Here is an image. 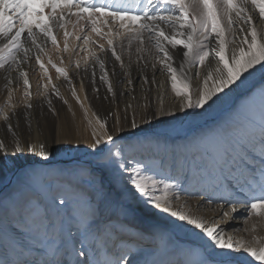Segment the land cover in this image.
Returning <instances> with one entry per match:
<instances>
[{
    "label": "snow or ice",
    "instance_id": "6c2138e0",
    "mask_svg": "<svg viewBox=\"0 0 264 264\" xmlns=\"http://www.w3.org/2000/svg\"><path fill=\"white\" fill-rule=\"evenodd\" d=\"M73 18L74 30L69 32L67 24ZM60 30L64 37L62 51H70V37L82 41L71 45L72 54L77 50L86 53L83 70L88 72L92 68L93 79L94 66H99V80L113 100L116 91L105 58L110 54L124 69L119 53L125 42L131 45L135 41L138 54L147 51L152 56L153 76L140 75L135 81L128 77L121 83L132 85L133 91L139 84L141 90L150 93L151 88L145 85L163 87L155 80L157 73L170 82L172 93L179 99L178 106L165 110L162 104L157 107L146 102L141 122L134 118L128 121V136L133 138L127 141L128 145L158 148L159 138L144 135L142 125L151 126L164 118L177 119L178 113L189 116L206 112L222 98L221 94L228 96L243 85L248 78L245 74H252L250 70L264 72V0H0V69L19 73L26 97L30 82L27 72L21 70L22 65L34 59L47 76L48 69L41 57L46 55L49 43L59 50ZM178 52L182 53V60L177 65ZM144 59L146 67L147 58ZM48 64L71 83L64 67H58L50 59ZM75 67L81 68L80 61ZM144 67L138 70L143 72ZM193 80L199 81L195 88ZM44 88L47 90L48 84ZM52 91H57L55 85ZM120 95L132 97V93L124 91ZM256 96L261 100V125L259 133L252 135L249 131L252 120L245 121L244 116L251 115L247 101ZM31 107L26 104V109ZM3 120L9 121L7 112ZM11 127L9 124V130ZM114 128L112 131L105 123H99V130L87 145L96 159L91 162L71 159L65 169L47 167L51 153L44 144L37 148L16 141L10 153L6 143L0 141V161L25 152L40 157V166L21 172L27 186L52 192L59 177H69L67 189L51 195L47 201L0 195V264H131L128 252L104 254L110 237L116 234L115 229L109 231L113 217H106L103 207L107 202L105 174L109 173L113 185L134 186L137 206L158 210L179 221L178 227L193 235L200 234L202 243L196 246L199 249L196 258L185 261L178 255L174 264H264V237L253 235L246 239L235 229L229 234L215 218L206 220L174 204L185 193L170 196L175 185L145 174L154 161L126 157L125 144L117 143L124 140L121 134L126 131L119 118ZM181 147L203 157L194 163V170L201 179L211 181L213 191L220 194L218 199L206 198V203L217 205L221 220L235 221L233 214L239 209L245 213V223L249 216L264 220V86L258 89V94L249 93L246 102L226 120L193 137L188 145H172L170 157H175ZM113 148L118 150L114 153ZM160 185L162 194H156ZM237 187L246 198L233 197L234 202H230L223 193ZM114 215L121 226L135 229L129 209L121 206ZM135 231L141 238L151 235ZM251 231L255 233L254 228ZM160 239L165 248L191 253V249L181 248L170 234L161 233ZM68 255L73 257L71 261L65 259ZM245 256L248 259H240Z\"/></svg>",
    "mask_w": 264,
    "mask_h": 264
},
{
    "label": "rangeland",
    "instance_id": "374dc122",
    "mask_svg": "<svg viewBox=\"0 0 264 264\" xmlns=\"http://www.w3.org/2000/svg\"><path fill=\"white\" fill-rule=\"evenodd\" d=\"M73 23H75V18H73V21L71 23L67 24V30L69 32H72L74 30ZM94 39H97V38L94 37ZM78 42H82V41H75L73 38L71 37L69 38L70 51H71V45L74 43L77 44ZM97 42L106 43L105 41H99V40ZM58 44H59V50L53 47L49 43L45 49L46 55H43L41 57V59L44 61L48 69L47 76L44 75L43 70L39 68V66L35 63V60L34 59L31 60L33 62V65H35L33 66V74H32L34 78L42 80L41 84L43 88L45 84H48L47 91L46 89L45 90L42 89L38 94L40 96L39 100L41 101L40 104L38 105V110H39L38 111V121H40L42 124L46 123L47 126L52 125V124H55L56 126L58 125L59 122L64 121L63 118H65L66 116L68 117L67 113H71V116H69L70 123L73 126L76 124L74 127L75 132L80 131L79 139L77 140L76 144H74L71 147L69 145L64 148V151L60 152L62 157L56 158V156L54 155V150L51 152L52 156L47 163V167L50 169H54V170L55 169H65L69 167L71 159H78L84 162H91L96 159V157L93 156L90 153L89 149L87 148V145H89L92 141L86 142L81 137L85 134L86 127H88L89 130L92 132V129H91L92 126H90L89 124V120L86 117L85 111L81 109L82 107H81L78 95L76 94V88L74 89V87L71 86V83H70V87L65 85V78L61 76L60 74H58L55 68H53L50 64H48V60L50 59L53 64H56L58 67H64L66 70H68V74H69V72L73 69V67L75 68L76 61H80L81 66H83L84 68L83 58L86 56V53L82 51L79 52V50H77V53L75 55H73L72 52L70 51L67 53L63 52L62 51L63 45H64L63 30H60L58 33ZM89 47L91 48L92 46L90 45ZM118 49H119V45H118ZM135 49H136L135 41H133L131 45H128L127 42H125L124 50L119 53L122 55L123 61L125 63L124 69L120 67L119 63L114 62V60L110 57V54L107 57V63L105 67L107 70H109L108 71L109 77H112L118 86V88L114 87L116 91L115 98L119 101L118 102L119 108L117 109L119 110L118 112H120L119 114L120 116L118 118H120L121 124L126 129V131L121 134L124 136V140L118 141L117 143L125 144V149H124L125 155L126 157L130 159H133L135 161H142L145 159L152 160L153 156H149L150 155L149 150L151 151L153 150L157 151V149L161 150L162 145H163L161 142L158 148L155 145L149 148L148 146H143V147L137 146L134 143L131 145L127 144V141L133 138L129 137L128 132H127L128 121L132 119L129 118L128 108L126 109V105L128 101H130L133 98H138L141 94H139L140 91L139 92L136 91L135 93L133 92L132 97H129L128 95H125V96L120 95V93L122 92L121 88L124 85V83H121L120 81L122 79H127L128 77L135 80L136 77L140 75H147L149 78H152L153 76V69L151 67V64L153 62L152 56L148 55L147 51H145L142 54H138ZM138 56L140 57L139 59H138ZM144 57L147 58L146 67H144L146 63ZM181 60H182V53L178 52L176 54L177 65L179 64ZM141 67H144L143 72H140L138 70ZM158 67L159 65H157V68ZM94 70H95V79H93V76H92V72H93L92 68H89L88 72H86L85 77L88 78L89 85L87 87L88 91H86L87 90L86 89L85 92L86 93L88 92V94L92 95L96 100H98L99 101L98 104H103L101 108L106 109V113L108 116H113L110 122H112L115 125L114 122L117 120V117L115 115L114 110L112 109L114 105V100L111 94H107L106 85H103L101 81L99 80V75H100L99 66L95 65ZM203 71L204 70L201 69L202 75H203ZM250 71L252 74L250 76H248V74H245L248 78L243 85H241L239 88H236L228 96H224L223 94H221L222 98L216 101L215 103V105H217L216 109L213 108L214 107L213 105L206 112L201 111L199 115L182 116L179 119L177 118L176 120L175 119L170 120V118H164L163 121L161 122H153L151 126L142 125V127L145 129L144 135L149 136V137H155L157 136V134H161L157 131L159 130L160 132H163V133H168V134L170 133L171 138L180 139L182 142L184 140L183 143H186L185 145H188L190 140L193 137L203 132H206L209 129L216 127L219 123L226 120L236 108L240 107L242 104L246 102V99L249 93L257 92L258 94V89L261 86H264V80L262 83L259 84V82L262 79H264V72H261L259 70H250ZM4 72L5 71L3 69H0V77H3ZM11 72H15V70L14 71L9 70L7 74L10 75ZM125 73H128V76H125ZM49 78L51 79V83H49ZM254 83H255L254 87L251 88V86H253ZM18 84L19 85L22 84V81L16 82L15 85L13 86L10 85V87L6 89V87L2 86V84L0 83V117L3 116V113L6 108L9 107V109L11 110V106H14V107L16 105L22 106V104L27 101V97L22 93L19 96L10 95V92H12L11 89H14ZM53 85H55L57 89L56 92L52 91ZM149 87L151 88L150 93L146 92L147 93L146 94L145 91L143 92L145 95L144 97L150 101L151 95L152 97H155V92H153L155 88H153V85L151 86L145 85V88H149ZM97 88L99 89L98 92L94 90ZM193 88L195 87L193 86ZM73 92H75V95H73ZM63 93H65L66 96ZM236 95L238 96L237 100H235ZM16 97L18 99H16L15 100L16 102H15L14 99ZM68 98L70 101L69 100L67 101ZM65 101L67 103H65ZM11 102H14V103L10 105L9 103ZM73 103L74 104L76 103L75 106L79 105L76 107L78 108L77 110L79 111L81 110L80 112H81L82 121L80 120L78 121L76 119V116L74 115L75 110L72 109V107L74 106ZM247 103L251 106V115L246 113L244 116V120L245 121L249 119L252 120V125L249 131H250V134L257 135L259 133L260 125H261V117H260L261 100L258 96H256V97H253L251 100L247 101ZM68 105H70V107ZM226 105L230 109L229 108L226 109V111H223L222 113H220L218 118L215 119V116L219 114V109ZM135 108H137L138 114L134 119L136 120L137 123H140L141 117H142V115L139 114L140 108H138V106H136ZM25 109L22 110L23 112L21 113L20 118L16 119L15 115L13 116L12 122L8 123L7 126L5 127L6 129H5L4 134L0 133V141H4L6 143V145L8 146L7 150L10 153L13 151V147L15 144L14 139H15L17 131L23 130L24 133H27L29 132V130H31V128L29 127L30 121L28 119L30 117H29L28 111ZM112 111H113V114H112ZM83 120L85 122H83ZM9 124L12 126L11 130H9ZM80 126L81 128L79 129ZM18 129H22V130H18ZM187 132L190 136L188 138L187 137L182 138L181 134H186ZM164 136H168V135L165 134ZM117 150H118L117 148L112 149L114 153ZM180 150H181L180 152L182 153V155L184 154L183 156L185 160L186 158L188 160L186 152H190V151L193 157H196L198 160L203 159V157L193 152L190 148L181 147ZM161 155L162 154H160V156H157L154 163L150 165L149 170L145 174L149 176H154L155 179H157L158 181H166L168 183L175 185L176 187L173 190H171L169 193L170 196L175 195L176 193H180V192H184L185 194L180 196L178 202L174 201V204L178 203V205L182 207L183 210L191 211L193 214L197 216L198 215L202 216L206 219L208 212H210L209 210H211L209 209L210 207L206 206L204 209H201V208L199 209L198 207H196V201H198L199 199H202L206 195L205 193H208L214 196V198H217V197L219 198L220 194L215 193L213 191L212 182L201 179L199 175H196L198 176V178L195 179L196 181L194 179L188 181L187 179H183L182 177L181 179L180 177H178V174L176 172H170L168 169L164 167V165L160 164ZM23 160L24 158H22V155L17 154L14 158L10 157L8 160L0 161V195L2 196H12L13 195L15 198L23 199V200L40 199L42 201H47L51 195H55L57 194V192L63 193L67 189V182L69 180V177L67 176H61L58 178L55 184L54 191L52 192L45 193L41 191L40 189L36 190V187L27 186L24 183L21 172L23 169L29 168L28 167L29 165H23ZM33 167H36V166H33ZM97 171H100L101 174H103L102 170L98 169ZM180 171H181V174L184 176L188 174L185 169L181 168ZM8 177L10 178L9 182L7 180ZM10 184H12L11 190H9L8 194H4L3 192L5 191L6 186ZM122 186H124L126 189H125V193L123 195H120L119 191H121V189L123 188ZM34 188L36 191L32 192L30 189L33 190ZM105 189H106V196H107V202L104 203L103 205L105 209V216L113 217V224L108 226L110 232L113 230V228H115L117 229V231L120 230L122 232H127L128 234L130 232L133 233L135 229H139L143 231L144 233H146L148 231L146 222L147 220H149V218L154 219L156 221L155 222L156 225L158 226L162 224V226L166 225V226L171 227V225L165 224L163 220H169V222L172 223L171 221H173L174 218H170L167 216V214L159 212L158 210H154L151 207H149L152 210L150 213L147 211L146 206H143V205L137 206V202L135 201L133 197L134 186L130 184H123V183L113 185L111 182V174L109 173V174H105ZM160 189H162V185L159 186L156 194H162ZM241 192H242L241 198L245 199L246 194L242 190ZM188 193H191L192 195H188ZM225 194H226V191L223 193V195ZM135 195L138 196L139 194L136 193ZM121 206L126 207V208L129 207V210L132 211L131 217L135 225V229L123 227V226L120 227L119 224L116 225L117 223L116 224L114 223L116 222L115 221L116 218L114 214L119 213ZM155 214H157L158 216L156 217ZM215 219L219 221V217L218 218L216 217ZM244 220H245V216L243 217L242 224H239V226L237 227V232L239 236L244 237L246 239L252 238L253 235L257 237H264V220H262L260 217H253V216H249L247 218L246 223L244 222ZM221 221L223 220L220 219V222ZM253 228L255 229V233H252L251 231ZM173 240L177 242L181 246V248L191 249V253L183 254V253H178V251L175 249H166L161 244H159L156 235L154 233H151L150 239L145 242H142V238H139V239H136L134 242L126 243V239L118 238L116 236L114 238L113 244L108 247V250L104 254L105 255L107 254L119 255L121 252H128L131 257V264H174V262L178 258V255L181 259L185 261H192L196 258V253L199 251L198 247L196 246L201 244V242H198L192 237L189 238L183 235V233L181 232L180 233L176 232L175 236L173 237ZM72 259L73 257L71 259L67 258L66 260L71 261Z\"/></svg>",
    "mask_w": 264,
    "mask_h": 264
},
{
    "label": "bare ground",
    "instance_id": "6f19581e",
    "mask_svg": "<svg viewBox=\"0 0 264 264\" xmlns=\"http://www.w3.org/2000/svg\"><path fill=\"white\" fill-rule=\"evenodd\" d=\"M93 39H94V37H93ZM77 44H82V42H78ZM106 63H107V57H106ZM33 66H35V65H33V62L31 60L27 61L24 65H22L21 70L24 71V72H27L28 79H29V82H30V88L28 89L27 101L25 103H23L22 106H20V105H16L15 107L11 106V110L9 109V107L5 109L4 113L7 112V114L9 115V121L5 122L3 120V116L0 117V133L4 134L5 133V129H6L5 127L7 126L8 123L12 122L13 116L15 115L16 119L20 118L21 113L23 112L22 110L26 108V104L30 103L32 105L31 109H25V110L28 111V114H29V117H30L28 119L30 121L29 127L31 128V130H29V132H27V133H24L22 129H18V130H22V131H17L15 139H14V142L19 141L22 145H25V146L34 145L37 148L39 147L40 144H44L46 146L47 150L50 153L54 150V155L56 156V158L57 157L59 158V157H62L60 152L64 151L65 147H67L69 145L71 147L74 144H76L77 140L79 139L80 131L75 132L74 127H75L76 124L73 126L70 123L69 116H71V113H67L68 117L66 116L65 118H63L64 121L63 122L62 121L59 122L58 125H56V126H55V124L47 126L46 123L42 124L40 121H38V111H39L38 110V105L41 102L39 100L40 96L38 94H39V92L42 89L45 90V88H43V86L41 84L42 80L35 79L34 76L32 75L33 74ZM83 69H84L83 66H81L80 69H77L76 67L75 68L73 67V69L68 74V80L71 81V86H73L74 89L76 88V94L78 95V98H79V101H80V104H81V107H82L81 109H83L85 111L86 117L89 120V124H90V126H92V128H91L92 132L89 130L88 127H86L85 134L83 136H81L83 140H85L86 142H89V141H93L94 132H97L99 130V123H105V126L108 127L112 131L115 128H114V124L112 122H110L113 116H108L107 113H106V109L101 108V106L103 104H98L99 103L98 100H96L92 95L88 94V92L87 93L85 92V90L87 89V87L89 85V80H88V78L85 77L86 72ZM66 71L68 72V70H66ZM192 71L195 72L196 69L194 68ZM7 73L8 72H4L3 77H0L1 78L0 79V83L2 84V86H5L6 89H8L10 87V85L13 86V85H15L16 82L22 81V78L19 76V73L17 71L11 72L10 75H8ZM109 78H110V81L113 83V86L115 88H118L115 80L112 77H109ZM155 80L158 83H162L163 87L158 89L157 86L155 84H153V88H155L154 91H153V92H155V97H152V95H151L150 101L144 97L145 96L144 92H143V90L140 89L139 84H137V86L135 85V91H133V86L132 85H128L127 83H124V85L121 88V91L129 92V93H132V94H133V92L135 93L136 91H138V92L140 91L139 94H141L138 98H133L130 101H128L127 105H131V107H127L128 108L129 118L133 119V118H135L137 116L138 111H137V108H135L136 106H138V108H140L139 114L142 115V117H143L144 112H145L144 105H145L146 102L150 103V104H154L157 107H159L162 104L163 107L165 108V110L166 109L167 110H175L176 109V107L179 104V99L174 96V93H172V91L170 89V82L167 81V77L165 75H161V74L157 73V75L155 76ZM198 83H199V81H197V80H193L192 81V85L194 87H196ZM18 85L14 89H11L12 90V92H10L11 96H16V95L19 96L21 93L25 95V89H24L23 82L19 86ZM65 85L70 87V83L68 81H66V80H65ZM253 85H255V83ZM86 91H88V89ZM63 94L65 95V93H63ZM118 96H119V94H118ZM237 97L238 96L236 95L235 98H237ZM16 99H18V98L16 97L14 99V101ZM19 99H20V97H19ZM68 100H69V98L67 99V101ZM118 102L119 101L115 98L114 99V105H113V108H112L114 110L115 115H116L117 118L120 116L119 115L120 112H118L119 110L117 109V108H119ZM12 103H14V102H11L9 104L11 105ZM75 104L73 103L74 106L72 107V109L75 110L74 111V115L76 116V119L78 121L79 120L82 121L81 112H80L81 110L80 111L77 110L78 108L76 107V106H79V105L75 106ZM213 105H214L213 108L216 109L217 105H215V103ZM68 106L70 107V105H68ZM228 108L229 107L227 105L224 106V107H221L219 109V114H220V112L222 110H225V109H228ZM64 110H66V109H64ZM68 112H70V111H68ZM72 114H73V112H72ZM112 114H113V111H112ZM177 116H178V119H179L180 117H182L184 115L181 114V113H178ZM116 117H115V119H116ZM142 117H141V119H142ZM124 120H126V119H124ZM170 120H174V119L170 118ZM83 122H85V121L83 120ZM80 128H81V126L79 127V129ZM144 131H145V129H144ZM157 131L159 133H161V134H157V136H155V137H158L160 142L163 145H162V149L161 150H159V149H157V151L149 150V152H150L149 154L150 155L149 154L148 155L149 156H153L152 161H155L157 156H160V154H162L161 158H160V164H161V161H163L164 162L163 163L164 167L166 169H168L170 172H176L178 174V177H180V178L182 177L183 179H187L188 181L189 180H193V179L194 180L197 179L198 176H196L197 173L195 172L193 165L198 159L196 157L192 156L191 151L190 152H186L188 160H187V158L185 160V158L183 156L184 154L182 155V153L180 152L181 148L177 150V153H176L175 157H170V155H169V152L171 151V146L172 145L185 146L186 143H183L184 140L182 138H184V137L188 138L190 136L188 134V132L186 134H181V136H182L181 139L183 140V142H182L180 139L171 138V134L170 133L168 134V133L160 132L159 130H157ZM162 134H164V135L166 134L168 136H164ZM178 140H180L181 142L178 141ZM166 144L168 146L167 148L165 147ZM21 155H22V158H24L23 165H29L28 167H33V166L38 167V166H40V157L38 155H33L31 153H28V152H25V153H23ZM181 168L185 169L187 171L188 174L186 176L181 174V171H180ZM192 172H194V173H192ZM7 180L9 182L10 178L8 177ZM12 184L6 186L5 191L3 192L4 194H8L9 193V190H11V188H12V186H11ZM122 187L123 188L121 189V191H119L120 195H123L125 193V189L126 188L124 186H122ZM37 189H40V188L36 187V190ZM30 190L32 192L36 191L35 188L33 190L32 189H30ZM40 190L45 192V193L48 192V191H45V190H42V189H40ZM205 194L206 195L202 199H199L198 201H196V207H198L199 209L200 208L204 209L206 206L210 207L209 209H211V210H209L210 212H208V214L206 216V220L210 221L213 218H216V217L218 218L219 217V212H218V207H217L216 204L208 205L206 203V198L211 197L213 199H218V197L214 198V196H212V195H210L208 193H205ZM224 196L230 202H234L232 200L233 197H236L237 199L243 200L241 198L242 197V192H241V190L238 187L235 188V189H227L226 190V194ZM221 203H223V201H221ZM227 207L230 208L231 207V203H229ZM124 208H126V207H124ZM127 209H129V207ZM147 211L151 213L152 210H151V208L147 207ZM130 212H132V211H130ZM233 215L236 217V220L232 221V222H228V221H225V220L220 222V218H219V221L216 220L217 223L221 227H224V228L228 229L229 234H233V229L237 230V227L239 226V224H242L243 217L245 216V213H244L243 209H239ZM155 216L157 217L158 215L155 214ZM155 222L156 221L154 219H151V218H149V220H147V222H146L147 224L146 225H147L148 231L146 233H154L156 235L157 239H158L159 244H161V239H160V234L161 233L170 234L172 239H173V237L175 236L176 232H179V233L181 232V233H183V235H185V236H187L189 238L192 237L195 240H197L198 242L202 243V240L199 238L200 234L198 232L195 235H193L191 232L186 231L184 228L178 227V225L180 224L179 221H176V220L173 219V221H171L172 223H170L169 220H163V222L165 224L171 225V227L166 226V225L162 226V224H160L158 226V225H156ZM114 223L115 224L117 223L116 225L119 224V222H117V221L114 222ZM120 227H122V226L120 225ZM113 229H115V228H113ZM115 232H116V234L111 236L110 239H109L108 247L113 244L114 238L116 236L118 238L126 239V243H131V242H134L136 239L141 238L136 233L135 230H134L133 233L130 232L129 234L127 232H122L120 230L117 231V229H115ZM150 237H151V235L143 237L142 238V242L148 241L150 239ZM166 249H170V248H166ZM67 258L71 259L72 256H70V255L65 256V259H67ZM240 259L241 260H246L248 258L245 256V257H241Z\"/></svg>",
    "mask_w": 264,
    "mask_h": 264
},
{
    "label": "water",
    "instance_id": "95a60500",
    "mask_svg": "<svg viewBox=\"0 0 264 264\" xmlns=\"http://www.w3.org/2000/svg\"><path fill=\"white\" fill-rule=\"evenodd\" d=\"M263 80H264V79H262V80L259 82V84L262 83ZM252 87H254V85L251 86V88H252ZM237 98H238V97H237ZM237 98H235V100H237ZM235 100H234V101H235ZM223 111H226V109H225V110H222L220 113H222ZM219 115H220V114H218L217 116H215V119H217ZM203 124H205V123H203ZM200 127H201V126H200Z\"/></svg>",
    "mask_w": 264,
    "mask_h": 264
}]
</instances>
